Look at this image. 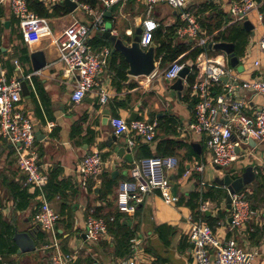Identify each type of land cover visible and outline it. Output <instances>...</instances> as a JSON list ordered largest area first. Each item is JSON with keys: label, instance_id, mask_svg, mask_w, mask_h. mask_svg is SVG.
<instances>
[{"label": "crops", "instance_id": "0c3cea01", "mask_svg": "<svg viewBox=\"0 0 264 264\" xmlns=\"http://www.w3.org/2000/svg\"><path fill=\"white\" fill-rule=\"evenodd\" d=\"M39 1L46 4V0ZM73 1L87 14L83 12L77 15L74 12L77 7L73 11L67 7L68 13L45 17L48 19L50 32H43L31 41L24 40L18 19L11 12L8 0L0 1V72L3 71L7 78H17L20 82L24 80L27 84L28 96L21 92L22 100L19 109L32 121L35 135L39 132L35 140L39 167L47 174V183L52 179L55 183L54 187L58 190L57 193L51 192L48 200L58 214L56 236L60 248L76 252V257L79 256L80 259L91 256L95 264H117L129 255L125 258L114 255L113 238L108 233L92 244L85 240L83 234L89 210L102 207V214L117 210L115 198L112 207H109L97 198V194L103 176L112 177V173L116 172L112 178L117 177L118 184L130 177L131 163L114 151L115 146H129L130 139L134 142L130 147L133 162L141 158L163 156H172L177 160L176 167L169 170L167 175L171 185H176L178 197L184 199L183 203L168 205L162 201L157 192H154L136 207L135 213L123 214L127 219L129 218L128 224L136 228L134 242L139 243L138 246L141 248L139 252L146 262L194 264L187 238L189 217L193 214L185 201L192 191L199 192L200 198L201 193L216 189L225 196L217 201L199 199V204L202 201L206 202L208 209L204 212L205 215L210 216L211 220H216L213 232L220 241L233 239L237 247L254 253L251 264H264V139L255 141L256 148L259 152L262 151L261 153L254 156V150L247 149L250 154L247 153L245 158L246 152L244 153L242 149L236 161L228 167V171L225 169L218 171L213 164L211 166V153L205 146L204 135L187 130L189 122L193 120V108L196 101L189 89L188 84L191 82L187 80L188 74L181 78L182 89L178 93L172 85L179 77L167 80L160 74L166 65L161 67L160 64H156L157 75L149 81L146 76H132L127 72H125V78L121 79L109 69L108 58L98 85L87 92L80 102L74 103L71 100L74 78L66 74L64 65L58 60L55 39L74 19L89 24L94 13L103 11L104 6L100 0H96L94 5L81 3L78 0ZM209 1L222 9L228 18L225 24L211 32L217 35L219 31L236 23L230 21L228 13L229 5L234 0ZM256 1H262L258 9L264 16L263 0ZM200 2L202 0H190L192 5ZM57 3L63 4L62 0ZM81 4L88 5L91 12L84 9ZM109 8L111 10L106 15ZM109 8L103 13L104 28L109 26L111 33L130 42L137 26L142 27V20L146 16L144 3L138 0H127ZM150 15L158 23L167 26L180 20L178 10L167 3L155 4ZM247 20L251 23L252 29L247 30L244 27L250 35L241 55L236 54L234 46L238 62L233 67V73L241 80L264 78V54L256 47V42L264 30V18L259 21L255 10L249 14ZM133 23L135 25L132 26ZM240 23L243 25V22ZM103 32L92 30L89 43L95 50L106 46L112 52L111 44L107 46L98 42V37L105 38L102 35ZM177 39L183 41L178 37ZM220 41L224 40H217V42ZM191 50L193 49L190 47L185 54ZM36 51L42 52L45 60V65L37 71L32 69L30 59V54ZM222 53L223 51L217 54L222 55ZM195 58H191L190 66ZM223 58L229 64L227 54ZM255 59L259 60V66L253 65ZM9 67H12L11 71ZM100 92L107 95L106 102L100 100ZM237 94H243L245 100L249 96L254 107L264 105L263 94L252 95L247 91H239ZM132 112L137 113V118L155 121L156 132L152 141L145 142L130 134L120 136L113 134L109 118L120 115L130 119ZM243 112L250 114L251 109L245 108ZM92 151H98L105 160V171L99 178V182L89 180L86 187H81L77 166L82 157ZM199 164L203 165L201 171L196 169ZM249 164L255 166V179L243 189H249L248 199L255 214L251 222L244 227L231 228L228 221L230 209L226 207L227 190L216 183L215 178L222 177L227 172L237 177ZM209 165L214 171H209L205 176V169ZM188 170V175L183 176V173ZM260 172L263 177H258L257 174ZM23 189L28 196L20 193ZM45 194L47 197L46 186ZM38 205L36 191L25 185V173L18 167L13 147L0 137V264L47 263L50 250L44 248V245L48 243V238L33 221ZM162 224L174 230L173 234L167 236V242H164L155 230ZM27 231L33 235L36 248L29 252L17 253L18 246L13 239L14 234Z\"/></svg>", "mask_w": 264, "mask_h": 264}, {"label": "built area", "instance_id": "2783aa9c", "mask_svg": "<svg viewBox=\"0 0 264 264\" xmlns=\"http://www.w3.org/2000/svg\"><path fill=\"white\" fill-rule=\"evenodd\" d=\"M2 1V0H0ZM61 0H46L47 5H54ZM104 10L114 4L127 0H100ZM144 3L145 18L142 20L139 43L147 47L153 39V34L159 23L150 13L157 3H167L178 10L180 25L176 29V36L191 42V49L201 48L191 66L183 60L184 54L167 64L160 74L167 80L179 77L181 70L187 67V74L196 72L194 80L189 83V89L196 101L193 108V120L189 122L187 130L204 135L206 148L211 153V164L229 167L239 156L237 148H242L248 140L259 141L264 139V105L254 107L251 98L245 100L239 91L249 94L264 95V78L254 77L241 80L233 73L222 55L212 54L217 51L209 44L217 42L214 33H208L202 28L197 16L188 7L190 0H138ZM204 1V0H202ZM11 12L17 17L24 40L31 41L43 32H50L48 19L37 15L30 10L27 0H8ZM264 2V0H263ZM262 1L234 0L230 3L228 13L231 22H243L252 11L256 10L257 18L262 21L263 12L258 9ZM91 12L90 7L81 4ZM103 11L94 13L89 24L73 20L66 25L55 39L58 49V60L64 65L68 76L74 78L71 100L80 102L87 92L98 85L100 76L107 64L111 50L103 46L95 50L89 43L92 30L102 32ZM257 49L264 54V30L256 42ZM210 51V53H208ZM17 64L16 61H14ZM156 64H159L157 61ZM258 59L253 61L259 66ZM18 66V65H17ZM157 73L154 70L148 78ZM226 80L223 81V78ZM108 99L104 92H100V100ZM21 96V82L17 78H7L0 72V137L13 147L17 164L25 173V185L36 191L39 205L33 215V221L47 235L48 243L44 248L50 250L46 264H71L76 258V252L64 251L60 248L56 236L58 214L51 206L45 194L47 174L40 170L38 152L35 147V130L30 118L19 109ZM251 109L250 114L243 110ZM113 134L120 136L130 134L150 142L155 137L156 123L147 119H126L120 115L109 118ZM235 139H232V136ZM133 140H128L129 147ZM242 151V150H241ZM240 151V152H241ZM177 160L172 156L141 158L132 161L130 177L121 181L115 190V205L119 212L133 214L136 207L146 198L157 192L162 201L168 205L178 202V195L173 194L172 185L167 175L175 168ZM106 162L98 151H92L82 157L77 166L79 185L86 187L89 180H98L105 171ZM202 164L196 166L201 171ZM189 173L185 171L183 176ZM249 189H241L231 194L230 226L242 228L250 223L255 212L248 199ZM201 200V197H200ZM206 202L202 201L198 211L203 214L207 211ZM89 210L85 223L84 234L90 244L107 233V222L102 216H95ZM112 219V217H110ZM187 238L190 244L191 258L194 264H251L254 253L237 247L233 239L220 241L212 227L202 218L189 217ZM139 243L134 242L129 255L117 264H150L146 262L139 249ZM212 250V251H210ZM1 260V257H0Z\"/></svg>", "mask_w": 264, "mask_h": 264}, {"label": "trees", "instance_id": "16d2710c", "mask_svg": "<svg viewBox=\"0 0 264 264\" xmlns=\"http://www.w3.org/2000/svg\"><path fill=\"white\" fill-rule=\"evenodd\" d=\"M81 3H89L91 5L95 4L96 0H78ZM28 8L36 12L39 16L42 17H51L56 15H62L68 13V8L61 3L54 5H44L39 0H27ZM188 9L193 12L200 25L206 30V32L211 33L213 30L218 29L222 24L226 23L227 14L215 5L212 1L204 0L198 4L190 5ZM179 18V17H178ZM180 20H178L173 25L167 26L159 23L158 27L154 31L152 41L156 44L155 48V60L159 62L160 66L163 67L169 64L171 61L175 60L179 55L188 51L191 47V43L188 41H180L176 37V29L180 25ZM250 32L247 31L242 23L236 22L226 27L224 30L219 31L215 36L216 40H224L227 42H232L235 46V52L237 55H241L243 48L249 38ZM98 42L101 45L109 46L110 43L107 39L103 37H98ZM201 52V48H195L189 53L185 54V58H195ZM127 64L118 52H111L109 57V69L116 73L121 79L125 78ZM11 71L12 67L8 68ZM196 72H191L187 75V80L192 82L195 78ZM153 121V120H150ZM172 142L171 140H167ZM173 144H176L173 142ZM184 167V166H183ZM182 167V168H183ZM258 177H263L262 173L257 174ZM49 180V179H48ZM118 184V178H112L111 176H103L100 182L99 192L97 198L101 201H104L106 205L112 207L114 198H115V188ZM55 183L52 179L46 184V192L48 193L47 198L51 195V192L57 193V187H54ZM51 188V189H50ZM21 194H26L25 190H21ZM199 192L192 191L190 192L188 199L185 201V204L188 205L192 211V217L194 219L202 218L204 219L212 229L215 226V219L211 220L210 216L200 214L197 210L199 205ZM225 196L224 193L220 190L209 189L205 193H201L202 200L210 199L217 201L220 198ZM22 197V196H21ZM183 197L178 199V203H183ZM117 209V208H116ZM102 207L94 208L93 214L95 216H102L106 219L107 222V233L112 236L114 243V255L125 258L132 248V245L136 239L135 232L136 228L134 225H129V218L123 215V212L118 210H110L101 213ZM112 217V219L110 218ZM71 219V218H66ZM159 233L161 239L164 242H167V236L173 234L169 226L162 224L155 228ZM64 251H68L63 248ZM71 264H95L94 258L91 256H85L83 259H80L79 256L74 259Z\"/></svg>", "mask_w": 264, "mask_h": 264}, {"label": "water", "instance_id": "95a60500", "mask_svg": "<svg viewBox=\"0 0 264 264\" xmlns=\"http://www.w3.org/2000/svg\"><path fill=\"white\" fill-rule=\"evenodd\" d=\"M62 3L69 8L70 11H73L77 7V3L73 0H62ZM111 10L109 8L107 10L106 15H108V12ZM243 26L247 30L252 29L251 23L246 19L243 21ZM141 32V27L137 26L134 36L130 42H128L127 39L121 38L117 36L114 33H111V29L109 26H107L102 33V35L110 42L112 51H118L123 56L124 60L126 61L128 68L126 70L127 74L132 76H148L150 75L156 68V60H155V47L156 45L151 42L145 49L140 45L139 43V34ZM208 47H211L217 51H223L228 56L229 65L234 67L236 66L238 59L234 53V45L231 42L226 41H220L216 42L214 44H209ZM30 59L32 63V69L37 71L39 68L45 65V60L43 53L40 51L32 52L30 54ZM187 67H184L180 74L179 79L172 85L174 89L180 93L182 89V82L181 78L186 76L187 73ZM226 80V77L223 78V81ZM21 92L23 95L28 96V88L26 82L23 80L21 81ZM137 113L132 112L130 119H136ZM39 132L36 133V135ZM232 139H235V136H232ZM253 143V144H252ZM244 150V153L246 152V155L244 157L246 158L248 154L247 149H253V154L256 156V154L261 153L262 151H258L256 148V142L253 140H248L246 145H244V148H237V151L240 152L241 150ZM131 148L129 146H115L114 151L117 152V154L120 157H123V159L127 160L129 163H132V156L130 154ZM248 153V154H247ZM243 157V159H244ZM216 169H221L220 166L214 165ZM254 165L249 164L246 165L239 176L234 177L231 173L227 172L222 177H216L215 182L218 183L221 186H224L227 190L226 194V207L227 209L231 208V194L234 192H237L241 189H243L246 185L251 183L255 179V171H254ZM228 171V169H227ZM116 172L112 173V177ZM172 192L173 194H176V185H172ZM228 221H231V218L229 217ZM36 227H39L36 225ZM83 237L86 239L85 234H83ZM16 245L18 246L17 253L20 252H29L36 248L34 237L31 235L30 231L27 232H15L13 237Z\"/></svg>", "mask_w": 264, "mask_h": 264}, {"label": "rangeland", "instance_id": "374dc122", "mask_svg": "<svg viewBox=\"0 0 264 264\" xmlns=\"http://www.w3.org/2000/svg\"><path fill=\"white\" fill-rule=\"evenodd\" d=\"M196 2V1H195ZM74 12H75V14H77V15H81V14H83V12L84 13H86V11L85 10H83L82 8H80V7H77L75 10H74ZM87 14V13H86ZM107 24H108V22H107ZM133 25H135L134 23L132 24V26ZM219 52H221V51H215V52H213L212 54H217V53H219ZM184 62H185V64L187 65V66H190V63L192 62V60H191V58H185L184 59ZM140 80V79H139ZM210 165L212 166V164H211V162H210ZM209 165V167H206V169H205V171H206V173H205V176H206V174L209 172V171H211L212 172V170H213V167H211ZM221 169H225V170H227L228 169V167H222ZM218 171H220L219 169H217ZM214 171V170H213ZM208 177H210V175L208 176ZM207 177V178H208Z\"/></svg>", "mask_w": 264, "mask_h": 264}]
</instances>
